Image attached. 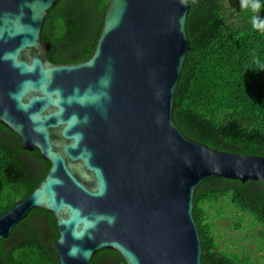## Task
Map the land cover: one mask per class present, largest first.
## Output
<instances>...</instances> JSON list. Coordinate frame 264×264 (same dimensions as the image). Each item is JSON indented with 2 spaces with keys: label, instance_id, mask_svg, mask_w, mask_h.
<instances>
[{
  "label": "water",
  "instance_id": "obj_1",
  "mask_svg": "<svg viewBox=\"0 0 264 264\" xmlns=\"http://www.w3.org/2000/svg\"><path fill=\"white\" fill-rule=\"evenodd\" d=\"M57 2L0 0V124L49 165L0 215V240L38 208L54 216L58 264L102 250L126 264H202L196 187L259 181L264 193V157L210 148L174 122L189 1L108 0L88 58L52 63L42 29Z\"/></svg>",
  "mask_w": 264,
  "mask_h": 264
},
{
  "label": "trees",
  "instance_id": "obj_2",
  "mask_svg": "<svg viewBox=\"0 0 264 264\" xmlns=\"http://www.w3.org/2000/svg\"><path fill=\"white\" fill-rule=\"evenodd\" d=\"M107 1L58 0L42 29L51 45L50 62L88 58ZM188 1L189 50L175 91L174 122L185 136L210 148L264 157V32L253 30L251 13L241 9L240 0ZM259 15L264 18V9ZM48 167L39 150H24L18 136L0 124V215L30 194ZM193 202L202 264H264L261 182L207 179L196 187ZM210 210L214 217L237 218L222 245L207 221ZM243 221L249 232L235 237ZM57 237L54 216L34 208L0 240L1 264H58L52 245ZM89 264L126 263L118 253L102 250Z\"/></svg>",
  "mask_w": 264,
  "mask_h": 264
},
{
  "label": "rangeland",
  "instance_id": "obj_3",
  "mask_svg": "<svg viewBox=\"0 0 264 264\" xmlns=\"http://www.w3.org/2000/svg\"><path fill=\"white\" fill-rule=\"evenodd\" d=\"M222 204H218V205H215L216 207L218 206H221ZM213 206V208L215 207ZM226 210H228L227 212H231L229 209L225 208ZM232 214H233V211H232ZM225 215L224 214H220L219 216H213L212 215V210H210L208 213H207V221L209 223H211L213 225V230H214V234L217 238V242L222 245L223 242H226L228 241V239L230 238V235H229V232L231 233V230H232V222H236L237 221V218H235L234 216H232L231 219L229 220H226V218L224 217ZM234 217V218H233ZM245 226H247L246 222L243 221L242 222V229L243 230H238L236 231V236H241L245 233H248V229L247 228H244ZM229 231V232H228ZM232 238V237H231ZM241 244H245L247 241H243V240H240L239 241Z\"/></svg>",
  "mask_w": 264,
  "mask_h": 264
},
{
  "label": "clouds",
  "instance_id": "obj_4",
  "mask_svg": "<svg viewBox=\"0 0 264 264\" xmlns=\"http://www.w3.org/2000/svg\"><path fill=\"white\" fill-rule=\"evenodd\" d=\"M240 7L243 11L251 13L249 22L253 30L264 32V18L259 15L260 11L264 9L262 0H240Z\"/></svg>",
  "mask_w": 264,
  "mask_h": 264
}]
</instances>
